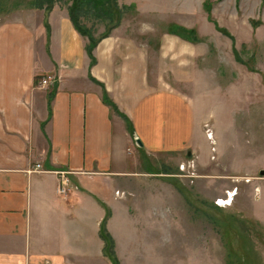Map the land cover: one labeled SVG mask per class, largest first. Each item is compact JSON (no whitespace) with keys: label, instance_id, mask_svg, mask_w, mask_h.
<instances>
[{"label":"crops","instance_id":"obj_1","mask_svg":"<svg viewBox=\"0 0 264 264\" xmlns=\"http://www.w3.org/2000/svg\"><path fill=\"white\" fill-rule=\"evenodd\" d=\"M120 31L119 26L100 39L92 63L89 39L75 28L67 6L29 8L0 21V264H111L100 236L107 210L117 257L129 264L119 236L129 226L135 232L145 227L141 210L139 217L131 211L139 208L136 187L147 175L138 171L135 153L193 148L203 167L210 163V139L194 104L165 78L153 84L149 49ZM164 44L166 52L161 48L158 57L174 60L169 74L191 78L189 68L177 63L184 53H178L176 41L165 36ZM47 76L54 81L42 85ZM104 91L131 130L104 101ZM221 95L204 120L212 123L219 160L229 154L237 164L249 155L245 168L241 163L229 170L249 175L250 210L264 224V158L257 157L252 97L243 127L238 83ZM60 171L70 179L65 196L57 192ZM156 198L154 192L147 201Z\"/></svg>","mask_w":264,"mask_h":264},{"label":"rangeland","instance_id":"obj_2","mask_svg":"<svg viewBox=\"0 0 264 264\" xmlns=\"http://www.w3.org/2000/svg\"><path fill=\"white\" fill-rule=\"evenodd\" d=\"M31 1L0 0V21L16 17L25 9L36 8ZM207 1L211 4L212 20L205 6ZM120 2L135 5L124 14L117 27H121L122 34L149 49L151 82L157 84L159 78H165L191 100L196 120L205 122L203 129L211 144L210 163H206V167L198 162L200 152L193 148L189 152L157 156L140 150L135 153L138 171H145L147 175L136 187L135 206L139 208L131 211L139 217L137 212L141 210L145 227L135 232L134 227L129 226L119 236L123 237L121 246L125 259H129V264H264V224L251 213L250 199L245 193L249 175L229 170L242 163L235 164L229 154L221 155L222 160H219L212 123L204 120L209 111H216L224 88L238 83L244 97L242 118L238 115V120L242 119L243 127L246 125L250 112L248 98L252 97L251 115L256 121L255 127L257 125L254 135H258L257 157L264 158V0ZM59 4L67 6L65 1ZM213 21L227 29L234 40L219 31ZM82 22L95 39L117 28L108 29L106 22L94 19ZM171 24L195 29L202 40L192 42L180 35H170ZM165 36L176 41L178 53H184L177 63L189 68L191 78L170 75V56L158 57L162 50L166 52L165 44L161 47ZM192 55L193 59L189 57ZM252 73L256 75H249ZM236 141L239 144L240 138ZM246 159L250 164L248 154L242 163L244 168ZM227 183L230 190L225 189ZM234 185L236 189L232 188ZM154 192L157 198L150 203L147 199Z\"/></svg>","mask_w":264,"mask_h":264},{"label":"trees","instance_id":"obj_3","mask_svg":"<svg viewBox=\"0 0 264 264\" xmlns=\"http://www.w3.org/2000/svg\"><path fill=\"white\" fill-rule=\"evenodd\" d=\"M62 1H65L67 4L69 16L75 28L82 35L87 36L89 39V43L87 44V51L91 56L92 63L96 61L93 55V49L96 47L100 39L109 36L110 31H107L101 38L95 39L90 29L83 25L82 20L94 19L96 21H104L108 24V29L112 30L120 24L121 19L128 10L135 8L134 4H121L120 0H32L31 4L36 8H42L50 11L56 3H60ZM205 6L209 13V19H211L210 2L207 1L205 3ZM213 22L219 31H221L223 34L230 35L227 29L220 27L217 22ZM171 25L172 28L169 30V33L171 34L180 35L181 37L192 42H198L202 40V38H199V36L197 35V31L195 29H189L178 24ZM231 38L233 37L231 36ZM233 51L235 53V56L239 58L236 48H234ZM103 99L124 118L127 123V128L131 130V123L129 119L125 114L119 111L117 105L109 98L107 91H104ZM109 215L110 211L107 210V215L103 220L100 229V236L105 242L104 253L110 259L111 264H121L115 251V241L106 227V220Z\"/></svg>","mask_w":264,"mask_h":264},{"label":"built area","instance_id":"obj_4","mask_svg":"<svg viewBox=\"0 0 264 264\" xmlns=\"http://www.w3.org/2000/svg\"><path fill=\"white\" fill-rule=\"evenodd\" d=\"M53 81H54V78L52 76H47L46 78L42 79V85L51 84ZM36 168L37 169H43V168H41L40 164H37ZM59 174H60V180H59L57 192L60 195L65 196V195H67V193L69 191L70 179L68 177V172H66V171H60Z\"/></svg>","mask_w":264,"mask_h":264},{"label":"water","instance_id":"obj_5","mask_svg":"<svg viewBox=\"0 0 264 264\" xmlns=\"http://www.w3.org/2000/svg\"><path fill=\"white\" fill-rule=\"evenodd\" d=\"M138 143H139V145H140V146L142 145V142H141V140H138Z\"/></svg>","mask_w":264,"mask_h":264}]
</instances>
